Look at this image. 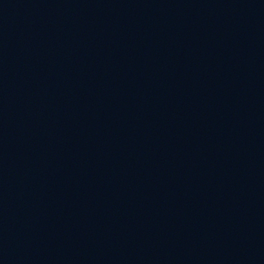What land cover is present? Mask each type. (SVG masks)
I'll use <instances>...</instances> for the list:
<instances>
[{
    "label": "water",
    "instance_id": "1",
    "mask_svg": "<svg viewBox=\"0 0 264 264\" xmlns=\"http://www.w3.org/2000/svg\"><path fill=\"white\" fill-rule=\"evenodd\" d=\"M264 76V0H192Z\"/></svg>",
    "mask_w": 264,
    "mask_h": 264
}]
</instances>
